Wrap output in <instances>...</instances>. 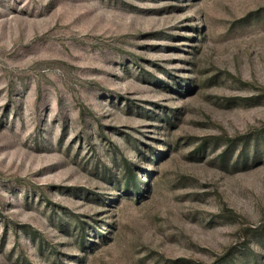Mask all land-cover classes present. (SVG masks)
<instances>
[{
    "label": "rangeland",
    "instance_id": "obj_1",
    "mask_svg": "<svg viewBox=\"0 0 264 264\" xmlns=\"http://www.w3.org/2000/svg\"><path fill=\"white\" fill-rule=\"evenodd\" d=\"M0 264H264V0H0Z\"/></svg>",
    "mask_w": 264,
    "mask_h": 264
},
{
    "label": "trees",
    "instance_id": "obj_2",
    "mask_svg": "<svg viewBox=\"0 0 264 264\" xmlns=\"http://www.w3.org/2000/svg\"><path fill=\"white\" fill-rule=\"evenodd\" d=\"M124 171L126 172V183H125V185L128 186V185L134 184V187H136L137 181H136L135 176H133L129 165L124 164ZM83 241H84V239L82 237L81 242L83 243Z\"/></svg>",
    "mask_w": 264,
    "mask_h": 264
}]
</instances>
